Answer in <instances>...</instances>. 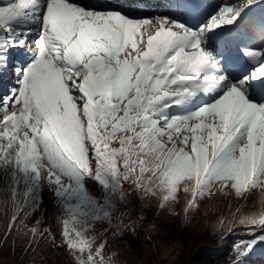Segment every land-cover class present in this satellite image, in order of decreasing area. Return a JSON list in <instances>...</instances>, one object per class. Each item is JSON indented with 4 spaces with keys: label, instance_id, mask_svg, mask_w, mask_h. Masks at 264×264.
Instances as JSON below:
<instances>
[{
    "label": "snow or ice",
    "instance_id": "snow-or-ice-1",
    "mask_svg": "<svg viewBox=\"0 0 264 264\" xmlns=\"http://www.w3.org/2000/svg\"><path fill=\"white\" fill-rule=\"evenodd\" d=\"M0 184L9 232L63 247L60 264H117L108 233L153 201L181 216V192L182 226L242 200L212 232L235 237L227 264H260L264 0H4Z\"/></svg>",
    "mask_w": 264,
    "mask_h": 264
},
{
    "label": "rangeland",
    "instance_id": "rangeland-1",
    "mask_svg": "<svg viewBox=\"0 0 264 264\" xmlns=\"http://www.w3.org/2000/svg\"><path fill=\"white\" fill-rule=\"evenodd\" d=\"M215 1L223 2V0ZM0 187L3 185L0 184ZM178 195L180 203L175 205L173 211L180 212L182 216L185 197L182 192ZM2 198L3 194L0 193V199ZM135 203L137 202L134 201ZM213 203H218L220 206L214 212L209 208ZM230 203L231 210L234 211L243 201L235 197L221 200L213 197L212 200H204L199 211L192 215L191 222L187 226H182L181 216L171 215L169 211L157 214V202L153 201L152 207L144 211V219L126 228L122 237L113 239L111 232L108 233L107 243L111 248H106V251H109V254L112 251L117 253L114 258L117 264H227L229 245L235 237L229 236L221 243L213 235L211 225L221 216L229 213ZM45 207L48 211L45 213L44 226L51 223L53 232L57 233L58 241L60 225L47 219L53 211L51 194L47 191H45ZM262 207L264 206L252 197L245 212H259ZM138 212L139 209L133 212L132 220L137 219ZM9 221L10 212L0 203V264H60L64 259L66 254L63 247L57 249L43 239L39 246L35 242L30 244V234L18 235L15 229L9 232ZM124 224L129 225L128 218H125ZM133 227L134 234L131 231ZM240 228L241 226L237 225L238 232Z\"/></svg>",
    "mask_w": 264,
    "mask_h": 264
},
{
    "label": "trees",
    "instance_id": "trees-1",
    "mask_svg": "<svg viewBox=\"0 0 264 264\" xmlns=\"http://www.w3.org/2000/svg\"><path fill=\"white\" fill-rule=\"evenodd\" d=\"M257 258H259V255H258V257H257ZM260 264H264V261H261V262H260Z\"/></svg>",
    "mask_w": 264,
    "mask_h": 264
},
{
    "label": "bare ground",
    "instance_id": "bare-ground-1",
    "mask_svg": "<svg viewBox=\"0 0 264 264\" xmlns=\"http://www.w3.org/2000/svg\"><path fill=\"white\" fill-rule=\"evenodd\" d=\"M214 1V0H213ZM4 2V0H0V4H2Z\"/></svg>",
    "mask_w": 264,
    "mask_h": 264
}]
</instances>
